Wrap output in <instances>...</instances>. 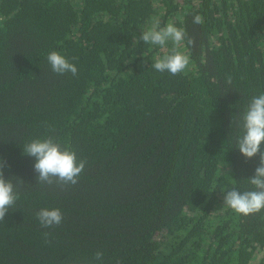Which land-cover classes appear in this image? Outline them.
I'll return each instance as SVG.
<instances>
[{
	"label": "trees",
	"instance_id": "16d2710c",
	"mask_svg": "<svg viewBox=\"0 0 264 264\" xmlns=\"http://www.w3.org/2000/svg\"><path fill=\"white\" fill-rule=\"evenodd\" d=\"M156 21L186 33L177 75L151 67L172 42L138 39ZM53 51L78 74L53 72ZM261 93L264 0H0V162L19 196L0 264H252L264 211L224 196L254 190L259 156L236 143ZM49 137L86 162L75 185L38 183L24 146ZM45 208L62 223L42 227Z\"/></svg>",
	"mask_w": 264,
	"mask_h": 264
},
{
	"label": "clouds",
	"instance_id": "9594fccd",
	"mask_svg": "<svg viewBox=\"0 0 264 264\" xmlns=\"http://www.w3.org/2000/svg\"><path fill=\"white\" fill-rule=\"evenodd\" d=\"M193 22L202 24L203 17L196 15L193 17ZM185 36V31L173 23L159 27V22L156 21L150 29L142 31L138 39L146 44L161 47L172 42L174 47L171 54L157 58L151 67L159 72L167 71L172 75H177L183 72L190 63V57L178 50ZM188 43L194 44V40L189 39ZM47 59L52 71L57 74L71 73L74 76L78 74L76 65L56 51L49 53ZM227 83H232L230 76L227 78ZM241 127L243 132L237 139L236 147L247 159L259 156L255 174L248 180L254 186V190L241 193L233 188L226 192L224 205L238 214L247 216L264 211V151H262V146H264V93L251 99L243 113ZM24 153L36 158L34 170L39 174L38 183L61 186L75 185L85 168V161H78L74 151L62 150L61 145L51 137L27 143L24 146ZM18 198V193L14 191V184L10 180H5L3 163L0 162V221H4L5 214ZM36 215L44 228L60 225L63 220L59 209H41ZM44 235L47 237L49 234L45 233ZM95 259L102 261L103 253L98 251L95 254Z\"/></svg>",
	"mask_w": 264,
	"mask_h": 264
},
{
	"label": "rangeland",
	"instance_id": "374dc122",
	"mask_svg": "<svg viewBox=\"0 0 264 264\" xmlns=\"http://www.w3.org/2000/svg\"><path fill=\"white\" fill-rule=\"evenodd\" d=\"M264 257V249L260 248L256 251L253 260H252V264H256L259 262V260Z\"/></svg>",
	"mask_w": 264,
	"mask_h": 264
}]
</instances>
